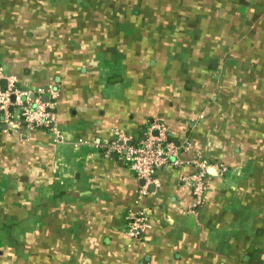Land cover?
Returning <instances> with one entry per match:
<instances>
[{
    "label": "crops",
    "instance_id": "crops-1",
    "mask_svg": "<svg viewBox=\"0 0 264 264\" xmlns=\"http://www.w3.org/2000/svg\"><path fill=\"white\" fill-rule=\"evenodd\" d=\"M0 71L58 88L62 136L0 117V264H264V0H0ZM154 119L185 149L138 203L103 145ZM140 209L151 226L130 243Z\"/></svg>",
    "mask_w": 264,
    "mask_h": 264
},
{
    "label": "built area",
    "instance_id": "built-area-1",
    "mask_svg": "<svg viewBox=\"0 0 264 264\" xmlns=\"http://www.w3.org/2000/svg\"><path fill=\"white\" fill-rule=\"evenodd\" d=\"M3 81H6L5 86L1 83ZM58 98L59 90L54 84L24 89L15 76L0 71V117L6 133L45 129L51 131L56 140H61L56 114ZM103 147L106 157L111 154L122 157L136 178L143 182L137 195L138 203L151 193V187L159 186L158 172L161 169L182 164L180 157L185 149L182 143L171 137L167 125L159 119L148 124L142 140L134 141L129 135L114 130L112 140L105 142ZM191 164L194 172L183 177V183L192 191L194 203L191 210L196 212L205 203L209 163L197 153ZM220 170L222 173L227 171L224 166ZM150 226L147 210L128 213L126 232L130 243H143Z\"/></svg>",
    "mask_w": 264,
    "mask_h": 264
},
{
    "label": "water",
    "instance_id": "water-1",
    "mask_svg": "<svg viewBox=\"0 0 264 264\" xmlns=\"http://www.w3.org/2000/svg\"><path fill=\"white\" fill-rule=\"evenodd\" d=\"M4 86L6 85V81H3V82H1ZM44 100H46L45 98H44Z\"/></svg>",
    "mask_w": 264,
    "mask_h": 264
}]
</instances>
